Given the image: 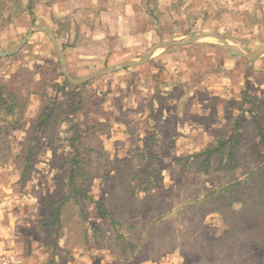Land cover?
Here are the masks:
<instances>
[{
    "label": "rangeland",
    "instance_id": "1",
    "mask_svg": "<svg viewBox=\"0 0 264 264\" xmlns=\"http://www.w3.org/2000/svg\"><path fill=\"white\" fill-rule=\"evenodd\" d=\"M13 2L0 0V53L15 49L28 35L29 30L37 26V17L34 11L41 0H22L23 8L26 9L29 4L32 5V14L28 11H26L27 14L21 12V8L19 9L15 1ZM141 8L146 12L151 23V31L145 44L150 42L152 45L138 52L140 59L144 58L152 47L161 42L202 33H219L232 45L250 55L264 48V24L261 22L264 20L262 14L264 13V0H141ZM168 13H175V15L171 16ZM143 34L141 32L140 37L147 39V35L143 37ZM35 37H42L46 44L39 42L37 38H32L17 54L0 58V81L12 82L15 80L13 77L19 74L18 77L22 78V82L15 83V89L19 88L18 84L31 92L42 93L50 87L52 93L55 91L62 93L59 103L63 107L77 99H88V97H84L85 94H88L89 98H94L96 102H100L103 96H106V101H110L111 105H114V102L120 108L125 105L127 110L117 112L118 114L113 113L111 117L113 120L118 119L116 117L125 120L128 125L127 135L129 138L126 137L124 145H121L110 140L111 137L105 146L110 152L108 156L114 160L127 159L125 155L128 152L132 153L129 160H121L122 162L118 165L114 162L115 168L125 169L127 173L121 180L125 179V183L129 181L130 183L126 184L132 187L137 186L138 183L135 171L144 170L147 164L145 160H141L140 155L142 153L144 155L149 147L151 155L159 157L158 161L154 159L156 167L154 169H159L161 174L152 177L154 184L150 186V193L146 195V193L139 192L137 198L130 202H126V199L122 198L123 193L119 189L113 193L110 204L113 206L117 203V206L127 208V212L120 211L119 217H116L122 221L121 225L112 223L111 209H108V216L103 219L100 218L99 210L96 212L98 217L93 218V225L102 231L100 234L96 233L98 240L95 243L97 248L94 247L92 250L94 256L99 257L100 255L102 259H106L107 264H146L151 262L158 264L161 262H164L163 264H264V208L258 209L252 206L258 200L264 201V170L258 171L264 166V150L256 140L258 129L255 125L249 124L247 131L248 135L253 138V142L249 145L250 148L244 146L239 152L240 166L235 171H213L211 175L206 176L192 172L183 173L182 168L193 148L183 149L186 145L181 142L176 143L173 137L179 135L177 134L179 128L173 129V127L181 126L183 121L186 126L181 129L182 134L187 131L192 132V128L187 125L190 121L206 124V128L212 127V124L215 126L217 123L218 125L213 127V133L216 134H220L219 131L222 129L223 121L219 120V115L205 111L206 107L200 108L199 106L200 101H208V99H205V96L203 98L201 94V98L196 97L194 101L192 95H195V92L190 87L193 88L197 84L196 80L202 79V75L196 79L191 74V71L194 70L193 67H204L200 71L206 73L220 70L217 66H221L223 59L218 56L225 57V54H228L229 57H232L231 59L239 63L242 72H247L249 69H252L253 72H262L264 71V55L256 61H248L229 51L220 42L205 39L192 44V46H176L168 49L170 54L178 56L177 60L171 64L169 72L165 67L159 66L157 60H151L141 67L127 68L97 78L77 89V85L69 82L64 76L58 54L50 38L46 34ZM58 39L61 40L64 51L72 52L71 49H67L69 47L63 39L60 37ZM128 50L127 53L117 51L121 52L116 53V57H120L117 61L127 62L131 56L137 54L135 50L129 53ZM132 52L135 54H131ZM127 54L131 55L126 56ZM250 63L253 65L247 69L246 66H250ZM112 65H115L114 62L100 69L89 68L88 71L80 66L72 65L70 66L72 72L67 70L72 77L79 79ZM255 65H258V68L255 69ZM55 80L60 81L59 84H54ZM153 81L158 84L159 92L156 93L155 101H151L148 106L154 104L165 109L170 104L178 106L177 112L170 113L166 131L163 128L158 130L159 125L162 124L157 121L163 115L166 116L162 109L152 113V118L147 116V112L141 113L148 107L146 102L148 99H144L139 90L140 88L147 89L149 85L156 87ZM114 83H116L115 86ZM184 84H186L185 92H191L192 95L189 97L190 93H186L183 100L181 99L182 102H179L180 89L184 88ZM58 85L61 87L64 85L63 90H60ZM166 89L171 91L170 95L167 94ZM205 89L206 86H202V91ZM252 90L250 87L251 92ZM78 91L81 94L80 98L77 97ZM112 93L115 95V101L112 100ZM144 95H148V91H145ZM54 97H56L55 93ZM25 100V106H27L25 109L27 110L28 106L32 107L33 114L44 103L50 105L53 103L44 96L38 97L36 101L30 102L29 98H25ZM56 100L57 98L55 102ZM174 101L177 103L175 104ZM218 106H220L218 103H208L207 107L211 109ZM248 106L254 107V103H248ZM52 108H55V104ZM134 110L138 112L135 113ZM64 114L67 115L65 111ZM59 115L61 117V114ZM80 119L84 121L83 118H77V121L81 122ZM77 121L72 119L71 123H65L52 131V133H56L58 138L56 143L61 148L60 151L65 150L68 144L66 143L67 131L70 130L72 123L79 127L80 124ZM158 131L159 133L162 131L164 134H159ZM168 131L172 133L171 136ZM71 135L70 130V137ZM144 143H148L146 151H144ZM178 155L182 157L180 163H177L175 159ZM107 162L108 160L106 164ZM237 181H243V185L248 186L247 192H244L245 197L242 198L247 205L244 214H237L230 210L229 212L224 211L225 213H209L200 219V210L191 208V205L194 204L203 206L208 191L221 190ZM155 182L158 187L155 186ZM149 194L155 197L146 199ZM240 208V204L234 205L235 211H239ZM69 211H71L70 207ZM205 212H208L207 209ZM81 213L83 215L82 211ZM160 215H165L167 224H154L156 217ZM81 219L85 220L84 215ZM191 221L196 223V226L191 225ZM69 225L71 230L75 227L76 231L73 232V237L76 236L79 240L81 237L79 224L75 226V224L69 223ZM69 232L71 231L69 230ZM204 233H207L208 236H205ZM158 236L164 238L158 239ZM65 257L67 258V256Z\"/></svg>",
    "mask_w": 264,
    "mask_h": 264
},
{
    "label": "crops",
    "instance_id": "2",
    "mask_svg": "<svg viewBox=\"0 0 264 264\" xmlns=\"http://www.w3.org/2000/svg\"><path fill=\"white\" fill-rule=\"evenodd\" d=\"M34 12L37 17L36 27L49 28L55 34L60 46L62 42L58 39L59 37L68 45L69 48L67 49L72 50V52L64 51L61 46L66 68L70 72H72L70 69L72 65L80 66L88 71L89 68H104L111 62H114L115 65L120 64L122 62L117 61L120 57H116V53H121L117 51L127 53V49H129L128 53L133 50L137 52L136 55L129 58V61H138L140 60L138 52L152 45L150 42L145 44L151 31V23L148 15L141 8V0H41ZM168 14L171 16L175 15V13ZM262 14L264 15V13ZM261 22L264 24V20ZM141 32L144 33L143 37L147 35V39L140 37ZM40 34L47 35L45 32H35L30 37V40L37 38L39 42L46 44L42 37H35L40 36ZM160 52V54L157 53L159 55L155 54L152 60H157V64L165 67L169 72L171 64L177 60L178 56L170 54L168 50ZM131 54L135 53L132 52ZM186 54L188 56V53ZM225 55V57L218 56L223 59L221 66H217L221 70L220 73V70L206 73L200 71L204 67L192 66L194 70L191 71V74L196 79L202 75V79L196 80L197 84L193 88L190 87L195 92V95L189 92V97L191 95L194 96L195 101L196 97L201 98V94L203 98L205 96L208 101H200V108L206 107L205 111L219 115V120H222L223 124L221 125V131H219L220 134L213 133V127L215 128L218 125L217 123L215 126L212 124V127L206 128V124L190 121L187 125L192 128V132L187 131L183 134L181 129L186 126L184 124L185 121H183L181 126L173 127V129L179 128L177 131L179 135L173 136L175 142H181L186 145L183 149L193 148L182 168L184 174L192 172L205 175L202 172H198L192 165L187 164L188 159L192 160L193 155L201 152L220 138H226L236 133L238 118V120H241L240 132L243 147L245 146L246 148L253 142V138L248 135L247 131L249 124H251L258 129L256 140L260 143L261 149L264 150V142H262L261 134L259 133L260 127L264 129V121L262 122L264 120V71L253 72L252 69H249L253 65V63H250V66H246L249 71L242 72L239 63L231 59L230 55ZM36 63L41 64L40 62ZM256 68H258V65H255ZM153 72L155 73V71ZM18 75L13 77L15 79L13 81L20 84L22 78L18 77ZM140 76L139 74V78ZM59 82L55 80L54 84H59ZM111 84L113 85V83ZM153 84L156 87L149 85L147 89L140 88L139 90L142 92L141 96L144 99H148L146 100L147 106L151 101H155L156 93L159 92L158 84L154 83V81ZM131 85L133 86L134 83ZM17 86H19V88L17 87V93L24 98V104L26 103L25 98H29L31 102L36 101L40 96H44V98L54 102L56 98L57 100L53 109L55 118L52 120L51 131L46 134L41 131L35 135L36 137L30 135L29 129H31L34 120L40 114L41 109L44 107L43 105L34 114L30 106H28L27 110L25 109L27 106L24 107L22 116L20 112L14 116L6 115L4 110L0 113V142L2 145L0 152V252L16 257L22 264H107L106 259H102L100 255L96 257L92 253L93 248H97V246L94 242V233L90 229V224H93V218L98 217L96 215V212H98L97 203L105 202L107 206L106 201L109 192L114 193L119 189L122 193L125 190L123 189L124 185L127 182L130 183L129 181L125 183V179L121 180L127 172L125 169L115 168L114 162L118 165V163L122 162L121 160H129L132 153L129 154L128 152L125 155L127 159L114 160L108 156L110 152L105 146L111 137L110 140L121 145H124L126 137L129 138L127 135L128 125L125 120L120 119V117H116L119 120H113L111 117V114L125 111L127 107L124 105L120 108L118 104L115 105V102L114 105H111L110 101H106V96H103L100 102H96L94 98H89L88 94H85L84 97H88V99L84 98L83 110L75 114L68 113L65 115V109L74 102L64 107L60 105L61 92L55 91L56 97H54L50 87L41 93L31 92L18 84ZM202 86H206L204 91H202ZM250 87L253 89L252 92ZM145 91H148V95H144ZM180 91L181 98H179V102H182V98L189 94L185 92L186 84ZM170 92L168 91L167 94L170 95ZM112 95V100L115 101V95L113 93ZM245 97H247V100H245ZM208 103H218L220 106L209 109L207 107ZM248 103H254V107L250 108ZM236 104H238V108ZM230 105L235 107H233L234 110ZM166 108L153 104L146 107L141 113L147 112V116L152 118V113L162 109L166 116L163 115L157 123L165 126L159 125L158 130L160 131L163 128L166 131L170 113L172 111L177 112L178 106L170 104ZM235 111L236 113H234ZM134 112L138 111L134 110ZM59 114H61V117ZM57 116L60 117L58 121L56 120ZM77 118H83L84 121L80 119L81 122H78ZM72 119L76 120L80 125L77 127V124L72 123L73 125L70 126L71 137L70 130L67 131L66 143L68 144L66 148L68 149L65 148V150L60 151L61 148L56 143L58 138L56 133H52V131L65 123H71ZM157 123H155L156 126ZM191 125L194 126L192 127ZM156 126L154 127L155 129ZM161 133L163 132L161 131ZM77 134H82L84 147H89L92 150L93 161L91 164L93 167L90 170L89 181L91 182L87 189L88 197L75 195L73 187L69 184V179L63 176V170L60 168L62 164H66V167L71 165V160L76 155L72 140ZM169 135L171 136L172 133L170 132ZM145 141L147 142V140ZM39 142L42 143L40 150L37 152L28 150L29 144L33 146L34 143ZM78 142L77 140L75 145H78ZM147 144L144 143V151H146ZM5 147H7L6 151ZM147 150L146 153L143 151L144 155L143 153L140 155L142 157L141 160H145L147 163L144 170H138L134 173L139 176L136 178L137 186H131L135 192L142 191L139 184L145 185L148 177H157L161 174L159 169H154L156 168L154 159L158 161L159 157L151 155L149 147ZM81 158L86 161L89 159L86 154H83ZM181 158V155L175 157L177 163L182 161ZM29 160L32 166L27 173L28 179L23 180L22 177ZM212 173L213 171L208 175ZM112 178H116V181L114 182ZM120 180L121 183L119 185ZM77 184L86 186V182L83 180H79ZM156 184L157 182H155V186H157ZM211 191L218 190L212 189ZM66 196L68 198L61 212L60 223H56L46 229L45 225L50 222H47L45 207L49 206L50 200L54 201L55 206H58ZM197 206H201V204ZM69 207L71 211H69ZM81 211L85 220L81 219L83 216ZM69 223L75 224V226L79 224V235L81 236L79 240L76 236L73 237V232L76 230L75 227L71 230ZM163 263L161 262L160 264ZM146 264L158 263L151 262Z\"/></svg>",
    "mask_w": 264,
    "mask_h": 264
},
{
    "label": "trees",
    "instance_id": "3",
    "mask_svg": "<svg viewBox=\"0 0 264 264\" xmlns=\"http://www.w3.org/2000/svg\"><path fill=\"white\" fill-rule=\"evenodd\" d=\"M15 1V4L21 12L28 11L29 13L32 12V5L29 4L26 9L22 6V0H10ZM14 3V2H13ZM6 6V5H5ZM19 10V11H20ZM32 14V13H31ZM42 81V80H41ZM66 82V81H65ZM64 82V84H66ZM42 83V82H41ZM64 86V85H63ZM61 87L58 85V88L60 90H63L64 87ZM86 86V84L83 85H77V89ZM16 85L15 82H7V81H0V113L5 112L6 115L14 116L16 113L20 112V115L23 114V109L25 107L24 104V98L20 97L18 95L17 89H15ZM78 91L77 97L80 98L81 94ZM245 100H247V97H245ZM250 100V99H249ZM74 103L67 108L65 111L66 114H75L78 113L80 110H83L84 108V99H77L73 101ZM44 103V107L41 109L40 114L38 115L37 119L34 120L31 129H29L30 135L35 136L39 132H43L44 134L48 133L52 129V120L55 118V114L53 113L52 106L55 104L53 103L46 104ZM69 111V112H68ZM241 117V116H240ZM239 119V118H238ZM236 122V133L232 134L229 137L226 138H220L218 141H216L213 144H210L208 147H206L204 150H202L199 153H196L192 156V160L189 158L187 161V164L192 165L197 169L198 172H202L205 175L210 174L212 171H222V172H232L235 171L240 166V151L243 148L242 144V137H241V120H238ZM56 120H60V117L57 116ZM259 133L261 134L262 142H264V129L262 127L259 128ZM36 137V136H35ZM79 141L78 145L76 144V141ZM83 136L82 134H77L75 138L72 140V145L74 146V149L76 151V155L71 160V165L69 167H66V164L61 165V170H63V176L65 178L69 179L70 186L73 187L75 195L77 196H85L88 197L87 189L89 187L90 180V170L92 169L93 165L91 162L93 161L91 152L92 150L89 147H84L83 144ZM1 142H0V152H1ZM42 148V143H34L29 144V151L34 152L38 151ZM5 151L7 147L4 148ZM83 154L88 155L89 159L86 161L81 158ZM31 161H28V166L26 167V170L23 174L22 179L26 180L28 179L27 173L28 170L31 168L32 165H30ZM99 168V167H98ZM264 170V166L259 168L258 171ZM139 176H135V178H138ZM110 178V177H109ZM64 179V178H63ZM79 180H83L86 182V186L84 184H81L80 186L77 184ZM112 180L115 182L116 178H112ZM63 183V181H61ZM154 184L153 178L148 177L146 179L145 185L139 184L140 190L143 193H150L151 189L150 186ZM243 181H237L231 185H228L224 187L221 190L218 191H211L208 192L204 198L203 206H197L199 204L191 205V208L194 207L196 209L200 210V219L204 218L209 213H215V212H229L230 210H233L237 214H244L245 213V207L247 206L245 201H243V197H245V193L247 192L248 186L243 185ZM125 189L122 193V198L124 200L126 199V202H130L131 200H135L138 196L139 192H135L130 185L126 184ZM237 192V194H234ZM113 195L112 192H109V196L107 198V206L105 202H98V210L100 212V218H105L108 216V209H111L110 216L112 218V223L114 225L119 224L121 225L122 221L116 218L120 211L127 212V208L122 206H112L110 205L108 201L109 198ZM155 197L152 194H149L146 199ZM67 196L64 198L63 201L60 202L58 206H55L54 201H49V206L45 207L46 212L45 215L48 218L47 223L45 225V228H49L50 226H53L56 223H60V217L61 212L64 207V204L66 203ZM215 200V201H214ZM240 204L241 208L239 211L234 210V205ZM252 206L254 208L263 209L264 208V201L258 200L257 203H253ZM207 209L208 212H205ZM225 211V212H224ZM121 212V213H122ZM198 216V214H197ZM119 217V216H118ZM156 222L154 224H167V221L165 220V215H160L156 217ZM197 222V221H196ZM193 221H191V225H195ZM196 226V225H195ZM90 229L94 233V241L97 243L98 237L97 234H100L102 231L100 228H98L96 225L90 224ZM97 233V234H96ZM204 235L208 236V234L204 233ZM165 237V235H163ZM163 236H158V239L164 238ZM199 237V236H198Z\"/></svg>",
    "mask_w": 264,
    "mask_h": 264
},
{
    "label": "water",
    "instance_id": "4",
    "mask_svg": "<svg viewBox=\"0 0 264 264\" xmlns=\"http://www.w3.org/2000/svg\"><path fill=\"white\" fill-rule=\"evenodd\" d=\"M35 32H45L50 37V39L54 45V48L58 54V57L60 59L63 74L69 80V82H71L74 85H83V84L89 83V82H91L97 78H101V77L110 75L112 73L118 72L120 70H125L127 68L141 67V66L145 65L146 63L150 62L158 51H165V50H168V49H170L172 47H176V46L192 45V44H195V43H197L201 40H205V39H213V40L220 42L229 51H231L232 53H234L235 55H237L239 57L247 59L248 61H256L257 59H259L260 57H262L264 55V48L261 49L260 51H258L257 53L250 55V54L245 53L239 47L232 45L225 37L221 36L220 34L202 33V34L192 35V36H188V37H184V38H180V39H174V40H170V41L161 42V43L155 45L152 49H150V51L147 53V55L138 61H128V62H123L120 64L112 65V66L107 67L106 69L95 71V72H92V73L82 77V78L76 79V78L72 77V75L68 72V70L66 68L63 50H62L55 34L53 33V31L50 30L49 28H46V27H33L29 31L28 35L21 41V43H19L15 47V49H13L10 52L0 53V58H7V57H11V56L17 54L28 43L30 37Z\"/></svg>",
    "mask_w": 264,
    "mask_h": 264
},
{
    "label": "built area",
    "instance_id": "5",
    "mask_svg": "<svg viewBox=\"0 0 264 264\" xmlns=\"http://www.w3.org/2000/svg\"><path fill=\"white\" fill-rule=\"evenodd\" d=\"M0 264H22V263L16 257L9 256L7 254L0 252Z\"/></svg>",
    "mask_w": 264,
    "mask_h": 264
}]
</instances>
